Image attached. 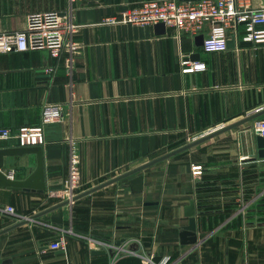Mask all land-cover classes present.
<instances>
[{"label":"crops","instance_id":"1","mask_svg":"<svg viewBox=\"0 0 264 264\" xmlns=\"http://www.w3.org/2000/svg\"><path fill=\"white\" fill-rule=\"evenodd\" d=\"M142 1L74 3L81 48L71 73L65 51L0 50L1 127L39 124L45 103L64 111L45 128L44 192L0 188V205L30 218L65 200L53 191L68 174L70 136L80 148L82 192L252 118L24 224L13 226L22 217L0 212V231L13 226L0 233V264L7 258L10 264H264V157L255 130L264 120V38L245 39L239 22L227 29V48L214 53L196 44L197 35H176L171 26L101 24ZM240 2L264 6L262 0ZM68 6V0H0V31L22 30L31 15L63 14ZM207 32L205 26L201 34ZM183 58L194 62L186 72ZM11 146L19 145L0 140V147ZM35 166L30 152L4 156L2 170L24 179ZM138 175L143 186L133 192L127 182ZM191 199L195 245L179 236ZM69 226L74 234L51 248Z\"/></svg>","mask_w":264,"mask_h":264},{"label":"built area","instance_id":"2","mask_svg":"<svg viewBox=\"0 0 264 264\" xmlns=\"http://www.w3.org/2000/svg\"><path fill=\"white\" fill-rule=\"evenodd\" d=\"M68 0L69 6L65 13L55 11L33 14L29 17L27 26L15 32L0 31V50L23 51L29 48L46 47L54 56L65 51L66 68L71 73L73 60L81 48L74 39L75 33L81 27L73 18L74 3ZM163 22L171 26L176 35L189 33L198 35L208 26V32L203 34L202 49L205 52L218 53L227 48V29L237 23H244L247 40L259 41L264 38V6L252 7L243 5L240 0H144L138 4L121 9L118 14L105 16L101 24H134L147 25ZM182 70L186 72L193 68L194 62L188 58L181 60ZM63 106L59 103H45L41 109V122L34 126H21L15 129L0 126V140L14 139L19 146L43 145L45 143V128L47 125L62 120ZM256 132L264 137V120L257 123ZM68 174L61 189L53 191L63 199H71L79 193L80 182V148L75 137H68ZM200 170L195 168L194 174ZM73 202V201H70ZM69 202V203H70ZM0 212L18 215L22 219L29 217L19 215L13 206L0 205ZM68 234H74L72 229L61 228L58 240L50 244L57 249L64 246ZM109 264H117L112 261Z\"/></svg>","mask_w":264,"mask_h":264},{"label":"water","instance_id":"3","mask_svg":"<svg viewBox=\"0 0 264 264\" xmlns=\"http://www.w3.org/2000/svg\"><path fill=\"white\" fill-rule=\"evenodd\" d=\"M262 4L264 5V0H262ZM156 26L160 27V28H164L165 25L163 22H159L156 23ZM203 34H198L195 37V42L197 45H202L203 42ZM192 58L195 57L194 59L197 60L198 54H192L191 56ZM252 116H247L246 118H243L237 122H234L230 125L224 126L218 130H215L214 132H211L210 134L198 138L194 141L188 142L185 145L169 152L166 153L140 167L134 168L132 170H129L127 172H125L124 174L118 175L114 178H111L99 185H96L94 187H91L85 191L79 192L76 195H74L71 199H65L53 206H51L50 208L42 211L40 214L46 213L48 211H51L55 208H58L60 206H63L65 204H68L70 201H75L78 198L89 194L90 192L104 186L107 185L111 182H114L118 179H121L123 177L129 176L135 172H137L138 170L144 168L145 166H148L149 164H152L154 162H156L157 160L160 159H164L167 158L169 156H171L172 154L179 152L183 149H186L190 146H193L199 142H201L202 140L209 138L215 134H218L224 130H227L231 127H234L238 124H241L249 119H251ZM256 142H257V146L259 148L258 154L261 157H264V137L261 136L260 134L257 133L256 135ZM35 153L36 154V166L34 168V170L24 179H14L12 177H10L9 174H6L5 172H3L2 167H3V158L4 156H9V155H21L24 153ZM45 174H44V166H43V153H42V147L41 145H30V146H11V147H0V188H4V189H12V190H23V191H33V192H38V193H43L44 189H45ZM127 185H129V187L131 188V190L133 192H139L142 189L143 186V177L142 175H138L135 176L133 178H131L130 180H128ZM40 214H37L35 216H38ZM184 214L185 216L188 217V224L184 225L179 233L180 236V242L182 244H193L195 245L197 243V234H196V221H195V203L194 200L191 199L189 200L188 204L185 206L184 208ZM33 216V217H35ZM32 216L28 219H22L20 220L18 223H16L13 226H17V225H21L24 224L25 222H28L30 219L33 218ZM11 226V227H13ZM10 227V228H11ZM10 228H5L3 230L0 231V233L10 229ZM149 237H143V240L146 242L147 240H149ZM122 240H116L115 241V245L119 246L121 244ZM145 245H149L148 243H144ZM102 252H105V250H102ZM111 254H113L111 252ZM11 263V259L7 258L4 259L2 264H10Z\"/></svg>","mask_w":264,"mask_h":264},{"label":"rangeland","instance_id":"4","mask_svg":"<svg viewBox=\"0 0 264 264\" xmlns=\"http://www.w3.org/2000/svg\"><path fill=\"white\" fill-rule=\"evenodd\" d=\"M63 229H65V228H63ZM69 229H72V230H74V229H73L72 227H70V226H69Z\"/></svg>","mask_w":264,"mask_h":264}]
</instances>
